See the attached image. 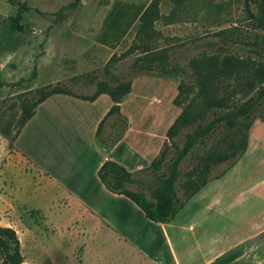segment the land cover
Masks as SVG:
<instances>
[{
    "label": "rangeland",
    "instance_id": "1",
    "mask_svg": "<svg viewBox=\"0 0 264 264\" xmlns=\"http://www.w3.org/2000/svg\"><path fill=\"white\" fill-rule=\"evenodd\" d=\"M72 1L0 0V78L5 82L0 89V224L16 229L26 264H137L129 248L105 238L97 239L91 250L95 256L104 251L107 258L77 260L84 245L79 237L75 241L83 243L76 244V256H67L70 240L59 239L56 234L39 235L49 247L42 252L35 250L32 232L36 224L41 225L47 216L52 222H58L72 220L81 214L76 208L78 201L59 180L69 154L59 150V146L49 147L44 152L41 136L31 134L27 136L30 143L24 144H32V156H27L1 130L9 124L15 130L24 103L36 98L37 88L53 84L79 94H93L98 81L114 83L116 78H129L130 64L136 56L147 51L179 45L177 59L188 68L191 57L215 51L217 45L209 47L206 42L218 43L217 31L238 26L242 36L234 34L226 38L230 49L242 55L252 53L256 47L250 42L255 31L251 28L249 8L256 12L257 0H80L75 9L65 10L62 16L59 13L61 7ZM22 3L27 6L22 19L27 30L10 33L7 21L19 13ZM6 32L19 36L18 41L14 40L15 47L7 42ZM182 43L185 44L180 45ZM150 76L152 82L135 86L133 114L130 112L134 116L131 136L142 148L145 145L150 148L152 140L155 144L162 141L159 144L162 148L168 127L181 111L173 103L180 76L175 79ZM138 77L140 75L134 78ZM254 94L256 91L251 93ZM73 118L71 121L75 122ZM115 118L109 117L103 128V136L109 141L124 127L121 118L117 123ZM250 120L248 130L242 123L232 130L225 125L217 128L182 161L183 183L188 184L190 178L197 179L200 173H204L205 182L196 191L180 187L183 205L175 219L188 220L195 228L194 221L209 216L213 204L242 202L244 189L250 186L252 189L258 187L257 192L264 189V181L258 176L264 166V100L248 122ZM131 125L129 114L127 130ZM32 126L27 134L34 133V128L30 132ZM76 126L73 124L69 133L75 139L73 141L79 142ZM186 133L185 129L174 138L179 147H183ZM242 133L246 134L247 140L243 152L239 149L241 145L231 146ZM86 134L84 141H91L89 131ZM218 147L220 152L227 154L225 159L212 156V151ZM176 155L177 148L171 145L165 166L160 171L162 176L169 175ZM144 167L145 163L139 170ZM77 168L69 164L67 170L74 172ZM195 168H198L197 174H192ZM157 175L154 171L143 175L146 179L143 188L149 197L151 189L158 185ZM69 197L71 201L65 208L62 204ZM222 214L225 212H220ZM221 224L220 230H225V221ZM48 229L51 230V225Z\"/></svg>",
    "mask_w": 264,
    "mask_h": 264
},
{
    "label": "crops",
    "instance_id": "2",
    "mask_svg": "<svg viewBox=\"0 0 264 264\" xmlns=\"http://www.w3.org/2000/svg\"><path fill=\"white\" fill-rule=\"evenodd\" d=\"M150 77L144 75L134 79L132 91L121 103V111L128 117L131 115L132 125L110 148L100 144L97 136L100 121L113 105L111 97L106 93L93 101L65 93L53 94L37 106L35 115L22 128L14 145L25 155L32 156V144L24 145L30 143L27 136L31 134L41 136L44 152L47 148L56 146L60 147L59 150L68 152L69 157L66 156L67 159L64 160L66 163L61 169L64 172L59 175V180L78 201L76 208L81 212L72 220L52 222L47 216L48 219L41 225L36 224L32 232L35 250L42 252L49 247L39 239V235L49 237L56 234L59 239L70 240L67 256H76V244L84 241L82 254L79 259L76 256L77 260L99 256L107 258L104 251L95 256L91 250L97 239L105 238L129 248L137 264H264V189L257 192L258 187L252 189L250 186L244 189L242 202L213 204L209 216L196 219V227L192 228L188 220L173 218L155 222L149 219L129 197L111 192L100 180L98 169L107 160L117 161L129 171L135 172L144 163L145 167L149 166L160 152L159 144L162 141L155 144L152 140L150 148L146 145L142 148L135 142L136 138L131 136L134 127L132 99L135 86L152 82ZM73 117L75 122L71 121ZM73 124L79 130V142L73 141L75 139L69 133ZM31 125L30 132L34 128V133L27 134ZM87 131L91 141H84ZM68 141H71L70 144H67ZM69 164L79 168L74 172L68 171ZM262 172L264 166L258 175L264 181ZM70 201L69 197L62 204L63 207H68ZM222 211L225 214L220 215ZM224 221L225 230H220ZM49 225L51 230L48 229ZM101 233L106 235H100ZM76 237L83 241L76 242Z\"/></svg>",
    "mask_w": 264,
    "mask_h": 264
},
{
    "label": "trees",
    "instance_id": "3",
    "mask_svg": "<svg viewBox=\"0 0 264 264\" xmlns=\"http://www.w3.org/2000/svg\"><path fill=\"white\" fill-rule=\"evenodd\" d=\"M79 2L80 0H73L61 7L59 13L63 16L65 10L75 9ZM21 5L19 13L10 16L7 21L10 33L14 31L25 33L27 30L26 25L22 22L27 6L23 3ZM256 7V12L249 8L251 28L255 31L250 42L256 47L252 53L242 55L236 50L233 52L230 49V43L226 38L229 39L234 34L241 37L242 34L239 33L238 26L217 31L215 34L220 36L219 42L211 40L206 42L209 47L217 45L214 48L215 51L213 53L203 52L191 57L188 61V68L177 59L176 50L179 45L147 51L136 56L132 61L129 67V78L121 80L116 78L114 83L106 80L98 81L93 94H79L53 84L37 88L35 90L36 98L31 102L24 103L15 130H12L9 124L2 128L1 132L13 144L22 128L35 115L37 106L53 94L65 93L93 101L99 95L106 93L111 97L113 105L100 121L97 136L104 147L110 148L122 138L129 125V117L121 111V103L132 91L134 77L154 75L175 79L180 76V79L177 80V94L173 103L181 111L168 127L163 146L150 165L139 171L131 172L117 161L107 160L98 169V176L108 190L129 197L149 219L155 222L173 219L183 205L179 194L180 187L186 191H196L205 182L204 173H200L197 179L190 178L188 184L183 183L182 161L193 153L200 142L210 137L219 127L225 125L232 130L242 123L248 130L252 123L251 120L249 122L248 120L258 112L264 100V0H257ZM5 35L8 36L7 42L15 47L14 40L18 41L19 36L14 37L7 32ZM233 40L236 42V39ZM4 85L5 82L0 78V89ZM254 91L257 94L251 95ZM111 116H116V123L121 118L124 127L113 140L109 141V138L103 136V128ZM185 129L187 130L186 139L183 147H179L174 138ZM235 139L231 146L241 145L239 149L243 152L247 143L246 134L242 133V137L238 141ZM171 145L177 148V155L170 165L169 175L162 176L160 171L165 166ZM214 155L220 159H225L227 156L225 151L220 152L219 147L212 151V156ZM203 159L206 158H201V160ZM204 168H206L205 165ZM197 170L198 168H195L192 174H197ZM148 171L158 174V185L151 189L150 197L143 188V185L146 184L143 175ZM132 184H136L137 187H130ZM0 264H26L16 229L1 224Z\"/></svg>",
    "mask_w": 264,
    "mask_h": 264
}]
</instances>
